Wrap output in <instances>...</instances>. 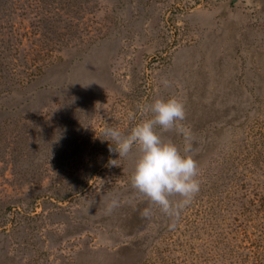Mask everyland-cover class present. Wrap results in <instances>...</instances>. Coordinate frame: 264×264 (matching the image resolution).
I'll return each instance as SVG.
<instances>
[{"label": "rangeland", "instance_id": "374dc122", "mask_svg": "<svg viewBox=\"0 0 264 264\" xmlns=\"http://www.w3.org/2000/svg\"><path fill=\"white\" fill-rule=\"evenodd\" d=\"M173 97L200 191L144 219L104 130ZM0 264H264V0H0Z\"/></svg>", "mask_w": 264, "mask_h": 264}, {"label": "clouds", "instance_id": "9594fccd", "mask_svg": "<svg viewBox=\"0 0 264 264\" xmlns=\"http://www.w3.org/2000/svg\"><path fill=\"white\" fill-rule=\"evenodd\" d=\"M162 83L165 87L170 86L167 79H163ZM138 109L141 117L148 118L141 119L128 134H123L116 127L104 130L105 140L111 142L109 151H115L119 158H123L134 147L138 150L131 186L148 202L140 213L142 218L150 219L154 209L165 216L178 217L200 191L199 166L190 154L195 138L191 130L182 124L186 119L185 105L173 97L138 105ZM157 128L162 132L175 130L182 134L185 144L183 151L157 132ZM116 161L110 160L109 163L116 165ZM116 206L113 201L108 211Z\"/></svg>", "mask_w": 264, "mask_h": 264}]
</instances>
